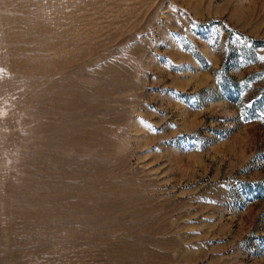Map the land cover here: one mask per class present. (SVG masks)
<instances>
[{
    "label": "rangeland",
    "instance_id": "obj_1",
    "mask_svg": "<svg viewBox=\"0 0 264 264\" xmlns=\"http://www.w3.org/2000/svg\"><path fill=\"white\" fill-rule=\"evenodd\" d=\"M0 264H264V0H0Z\"/></svg>",
    "mask_w": 264,
    "mask_h": 264
}]
</instances>
